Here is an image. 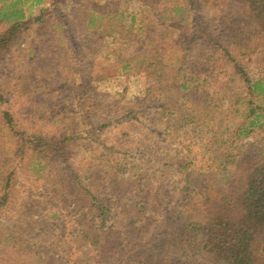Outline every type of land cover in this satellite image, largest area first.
Returning <instances> with one entry per match:
<instances>
[{
    "label": "rangeland",
    "instance_id": "obj_1",
    "mask_svg": "<svg viewBox=\"0 0 264 264\" xmlns=\"http://www.w3.org/2000/svg\"><path fill=\"white\" fill-rule=\"evenodd\" d=\"M45 1L21 0L0 45V264H225L203 227L220 207L239 221L264 164V97L244 82L264 80V1Z\"/></svg>",
    "mask_w": 264,
    "mask_h": 264
},
{
    "label": "trees",
    "instance_id": "obj_2",
    "mask_svg": "<svg viewBox=\"0 0 264 264\" xmlns=\"http://www.w3.org/2000/svg\"><path fill=\"white\" fill-rule=\"evenodd\" d=\"M2 1L4 0H0V2ZM25 1H34L33 5L40 6H44L46 3L45 0ZM255 1L260 2L261 0ZM258 4L259 7L252 8V12L250 13L254 20L261 19V24H263L264 5L261 3ZM21 5V0H11L10 4H3L0 7V19H13L12 22H9L12 23L9 28L10 31H8L9 29L5 31V33L7 32L8 34L3 33V35H0V45H5L11 42L16 32L19 31L17 27L24 22L26 24V21H28V19H26V14L24 15L22 8H20ZM96 19V17L91 16L87 19L88 28H93V33H95V35H97V31L100 29V27H95ZM4 23L8 24V21L5 20ZM262 27L261 31L264 36V25ZM202 35L204 38H208L205 33ZM131 41L134 42L135 40ZM211 41L215 44L217 43L215 42V39L211 38ZM129 43L130 38L127 40L126 49L123 51V54L128 49ZM216 47V50H218L219 47ZM138 51L141 53V50H138L131 44L129 45V59H131V61H128V64L124 68L140 67L141 69L144 66L146 58L142 53V55H140ZM137 57H139V59H137ZM149 66L152 67L153 64H149ZM236 68L242 75L245 74L241 65H237ZM244 82L253 88V92H256L259 89V94L264 97V80L252 82L246 75ZM250 112L252 115L256 114L253 109H251ZM255 122H257V120ZM253 125L254 123H251V126ZM258 168L259 169L251 173L248 181H245L242 184L243 192L237 196L236 203L239 208V221L235 223L232 219L229 213L230 207H228L227 210L220 207L221 213L216 214L217 217L210 222L207 221L203 227L205 237L203 241L205 244L204 249H206V252L209 255L216 257L219 261H224L225 264H255L257 258L252 255L254 252L253 247H256V250L264 255V164H261ZM236 179L240 183L243 182L239 174L236 176ZM222 200L223 198L221 201ZM8 202V196L4 194L0 201V206L4 207ZM179 218L180 215H178V219ZM193 225L195 224L192 223L188 225L189 230H192ZM261 235H263L262 239L260 238Z\"/></svg>",
    "mask_w": 264,
    "mask_h": 264
}]
</instances>
